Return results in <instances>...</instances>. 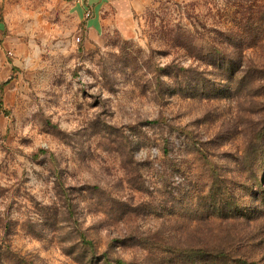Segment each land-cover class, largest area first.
Instances as JSON below:
<instances>
[{
	"label": "rangeland",
	"instance_id": "rangeland-1",
	"mask_svg": "<svg viewBox=\"0 0 264 264\" xmlns=\"http://www.w3.org/2000/svg\"><path fill=\"white\" fill-rule=\"evenodd\" d=\"M0 264H264V0H3Z\"/></svg>",
	"mask_w": 264,
	"mask_h": 264
},
{
	"label": "crops",
	"instance_id": "crops-1",
	"mask_svg": "<svg viewBox=\"0 0 264 264\" xmlns=\"http://www.w3.org/2000/svg\"><path fill=\"white\" fill-rule=\"evenodd\" d=\"M3 0H0V3ZM77 19L87 28L95 31L103 26L106 10L123 0H64Z\"/></svg>",
	"mask_w": 264,
	"mask_h": 264
}]
</instances>
